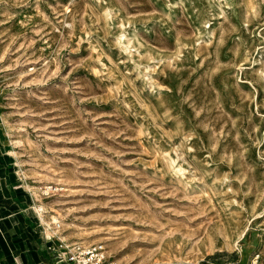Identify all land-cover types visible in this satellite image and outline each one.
<instances>
[{"label": "rangeland", "instance_id": "1", "mask_svg": "<svg viewBox=\"0 0 264 264\" xmlns=\"http://www.w3.org/2000/svg\"><path fill=\"white\" fill-rule=\"evenodd\" d=\"M41 240L264 264V0H0V264Z\"/></svg>", "mask_w": 264, "mask_h": 264}, {"label": "built area", "instance_id": "2", "mask_svg": "<svg viewBox=\"0 0 264 264\" xmlns=\"http://www.w3.org/2000/svg\"><path fill=\"white\" fill-rule=\"evenodd\" d=\"M47 250L52 264H113L102 244L81 246L60 240L55 247L47 246Z\"/></svg>", "mask_w": 264, "mask_h": 264}, {"label": "crops", "instance_id": "3", "mask_svg": "<svg viewBox=\"0 0 264 264\" xmlns=\"http://www.w3.org/2000/svg\"><path fill=\"white\" fill-rule=\"evenodd\" d=\"M39 245H33V248L29 253V259L37 264H50L51 260L47 250V246L43 244L42 240L39 242ZM31 254H34L35 258Z\"/></svg>", "mask_w": 264, "mask_h": 264}]
</instances>
